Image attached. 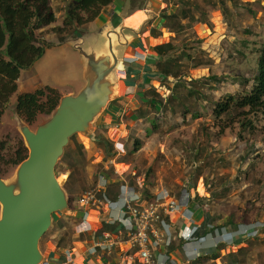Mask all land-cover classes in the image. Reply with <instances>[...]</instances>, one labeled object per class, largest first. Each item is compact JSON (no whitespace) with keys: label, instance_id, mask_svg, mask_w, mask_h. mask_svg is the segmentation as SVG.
<instances>
[{"label":"rangeland","instance_id":"rangeland-1","mask_svg":"<svg viewBox=\"0 0 264 264\" xmlns=\"http://www.w3.org/2000/svg\"><path fill=\"white\" fill-rule=\"evenodd\" d=\"M217 1L219 5H215V0H195L194 2L203 5L202 10L195 11L199 22L178 36L167 28L160 27L161 39L165 42L171 40L176 45L175 55L181 50L190 54L176 57L180 75H176L174 70L172 75L165 78V82L153 84V91H148L151 86L146 85L139 93L140 99L135 98L128 103L122 102L123 98L130 100L129 96L124 97L123 94L132 87L124 82V91L122 88L120 96L108 105L98 121L96 131L91 136L78 134L71 139L66 155L56 166L57 176L69 195L71 213L54 214L52 226L40 241L41 250L46 256L43 264H58L55 261L56 253L65 259L60 248L88 247L104 231L91 222L93 230L86 227L80 230L85 221L84 214L81 213H85V209L84 206L79 208L74 199L81 185L80 181L69 179L71 168L66 159L72 146H84L89 160L87 178H84L88 188L99 182L109 183L113 175L109 172L110 167L104 168L105 164L101 163V157L107 155L101 143L102 136L111 142L119 140L117 146L122 155L117 162L127 163L129 170L115 166L116 170L128 174L124 176L122 173L114 180L123 186L128 183L130 193L140 192L148 200L160 191H168L177 197L188 189L196 193L193 203L200 201V197L204 199L201 207L205 212L201 217L202 223L210 222L211 214L216 213L217 223L221 226L233 217L236 224L232 228L228 226L227 231L260 225L263 227L259 226L260 231L251 237L264 241V120L249 113H241L235 120H230L226 115L217 117L213 111L215 103L226 101L230 95L240 96L251 90L253 77L257 73L258 56L264 45V0ZM49 2L57 13V20L36 31L37 43L51 42L53 45L30 68L21 71L18 89L11 96L0 123V142L4 143L3 148L0 144V176L4 179H11L15 175L18 165L11 163V160L23 140L16 119L18 95L47 87L58 90L61 95L76 94L84 85L81 55L68 39L71 36H92L96 33L97 26L94 23H88V26L76 24L77 31L74 35L60 41L58 33H68L58 29L64 25L66 13L63 6L66 3L64 0ZM166 10L165 4H162L157 12L162 15L168 13ZM153 24L149 25L148 30L158 25ZM134 46L130 45V51ZM199 59L207 64L195 67L194 64ZM189 88L199 91L204 97L194 94L184 104L180 103V111H175V105L182 99L183 93L189 92ZM144 91L150 92L155 100L146 96L147 100L144 99ZM205 96L209 98L206 99ZM144 101L152 108L149 112L144 109ZM184 106L190 109L182 113ZM124 110L126 122L131 125L124 133L115 128L109 131L104 126L105 120L111 119L108 123H113V119L118 114L122 115ZM48 117L40 114L30 125L31 128L35 129ZM118 131L121 133L117 137ZM136 138L143 143L139 150L134 151ZM204 145L207 146V151L201 155V147ZM197 154L201 156L198 159ZM201 164L204 165L202 174H199L196 166ZM111 189L106 193L107 196L112 198L115 191V196H119L121 191ZM195 217L200 219V214L195 213ZM70 229L73 230V233H69L72 236L70 240L74 244L61 245V235ZM220 239L221 236H216L215 244H212L210 235L200 239L198 242L208 248V255L199 251L197 254H200L195 258L204 256L218 260L221 264H240L242 247L248 249L245 254L247 264H264V257H258L260 252L264 253V244L251 248L241 238L236 237L230 244L218 242ZM176 241L180 242L174 239L171 248L176 245ZM99 256V253L93 254L89 262H97ZM194 259L186 264H192ZM201 262L200 264H211L210 260Z\"/></svg>","mask_w":264,"mask_h":264},{"label":"water","instance_id":"water-1","mask_svg":"<svg viewBox=\"0 0 264 264\" xmlns=\"http://www.w3.org/2000/svg\"><path fill=\"white\" fill-rule=\"evenodd\" d=\"M141 31L115 14L92 36H71L68 41L83 62L81 90L62 95L52 115L35 129L16 114L28 155L11 179L0 176V264L44 263L40 241L54 214L71 213L56 166L71 139L78 134L91 136L108 105L120 96V65Z\"/></svg>","mask_w":264,"mask_h":264},{"label":"trees","instance_id":"trees-1","mask_svg":"<svg viewBox=\"0 0 264 264\" xmlns=\"http://www.w3.org/2000/svg\"><path fill=\"white\" fill-rule=\"evenodd\" d=\"M194 1L195 0H181V15L179 14L180 12H178L179 10L177 12L162 14L165 20L163 27L175 33V36H178L188 29V27H192L194 23L199 22V18L196 16L195 11L199 9L202 10L203 5ZM64 2L66 3L65 6H63L66 13L64 16V25L60 26L58 29L59 31L64 30L68 33L64 34L59 32L58 37L60 41H63L67 36L74 35L77 31L76 24L86 26L88 23L94 21L105 8L114 2V0H64ZM56 20L57 13L50 5L49 0H0V123L9 105L11 96L18 89V79L21 76V71L30 68L37 59L42 57L46 49L53 45L51 42L38 44L36 31L52 24ZM81 32L83 31L81 30ZM176 49L172 41L163 42L154 46V53L163 58L160 72L164 82L165 78L174 73V70L176 71V75H180L181 73V70L176 67V57L190 55L186 50H181L179 54L175 55ZM260 51L257 61V73L253 77L251 90L240 96L230 95L227 97L226 101L215 103L213 111L217 117L226 115L228 119L235 120V117H238L241 113H249L257 116L258 119L262 118L264 120V45ZM205 64L207 63L199 59L195 62L194 66L198 67ZM150 90L153 91L152 86L151 89H148V91ZM148 91H144V94L142 93L144 99L147 97L153 100ZM194 94H198L200 97L202 96L199 91L189 88V92L186 94L183 93L182 99L175 105V111H180V103L184 104L188 98L194 97ZM61 96L58 90L51 87L19 94L15 106L16 113L31 125L40 114L52 115L59 104ZM205 98L208 99L209 97L205 96ZM159 102L162 103V101ZM154 105H156V102ZM189 109L190 107L184 106L182 113H185ZM102 137L101 143L104 147V151L107 153V157L108 154L112 155L114 153V147L117 145L115 146L104 136ZM142 143V140L136 138L134 151L139 150ZM0 144L3 148L4 143L0 142ZM78 146L80 147L72 146V149L69 151V156L66 157V159H68L71 168L69 179L80 181L81 187L78 192L81 193L88 189V186L84 182V178H87L86 168L89 160L84 151V146ZM206 151L207 146H202L201 155ZM27 155L28 149L22 140L20 141L11 163L19 165ZM199 157H201L200 154H197L196 159ZM205 157L206 159L208 158L207 156ZM120 158L121 156L118 159ZM203 165L204 164L196 166L199 174H202ZM224 190L227 191L226 188H224ZM143 199L147 200L144 197ZM199 199L200 201L198 200L197 203L202 207L204 199H202V197ZM201 214H205V212ZM210 214H208L207 217H209ZM217 222L218 214H211L210 222L202 223V228L197 232L198 236H205L210 232L215 233L216 229L222 232L224 229H228V226L232 228L233 225L236 224L233 217L230 218L226 224H222V226L220 224L218 225ZM55 229L56 227H54V230ZM262 230L264 232V228ZM67 233L61 235V245L69 243L71 244L70 246H72L74 241L70 240L72 236H69V233H73V230L70 229ZM246 242L250 244L251 248L257 244H264L263 240H258L256 237H250ZM246 252H248V249L240 247V264L248 263V259H246L245 256ZM249 257L252 258V256ZM258 257H264V253L260 252ZM195 259L193 261L194 264H200L202 260H204L203 262L210 260L211 264H221L220 261L213 260L210 257L199 256Z\"/></svg>","mask_w":264,"mask_h":264},{"label":"built area","instance_id":"built-area-1","mask_svg":"<svg viewBox=\"0 0 264 264\" xmlns=\"http://www.w3.org/2000/svg\"><path fill=\"white\" fill-rule=\"evenodd\" d=\"M126 75L124 70L120 73V78L124 79ZM125 112L126 110L122 115L118 114L115 122L106 123L104 126L108 127L109 131L113 130L111 128H115L125 132L131 125L130 122H126ZM121 154V150L116 146L112 155L108 154L107 157L105 155L101 157L103 159L101 163L105 164L104 168L109 166V172L113 176L123 173L122 170L115 169L117 163L113 157L116 156L117 162V157ZM112 169L113 171H110ZM100 176L103 178L102 175ZM107 183L106 181L99 182L95 186L77 193L74 199V203L79 208L84 206L86 209L108 212L106 227L103 224L104 231L100 233L92 245L86 247L84 251L86 256L79 254L77 248H60L65 259L63 260L61 255L56 253L55 261L58 264H87L88 259L86 257L89 254L93 255L106 250L109 252V256L105 264H181L179 261H175L172 255L174 250L171 248L178 230L175 228L174 214L182 210L183 207L191 205L195 201V193L185 189L175 197L168 191H160L148 200L134 193L131 197L125 196L122 201L116 202L106 194L110 189L109 183ZM87 215L88 212L84 214V217ZM84 219L80 230L82 231L85 227L93 230L87 221V217ZM197 231V227H193L189 234L183 232L180 236L185 241L200 240L202 238L195 236ZM259 231V226L242 229L245 239ZM206 235H210L212 244H215L216 236H221V242L227 244L235 241L231 238L230 232L226 230L219 232L216 229L215 233L210 232Z\"/></svg>","mask_w":264,"mask_h":264},{"label":"crops","instance_id":"crops-1","mask_svg":"<svg viewBox=\"0 0 264 264\" xmlns=\"http://www.w3.org/2000/svg\"><path fill=\"white\" fill-rule=\"evenodd\" d=\"M162 4H165V8L167 9L166 10L167 12H177L178 10L182 11L181 0H114V2L110 6L105 8V10H103L101 14L94 21L89 23L90 25L94 23L97 26L96 32H98L105 24L108 23V21L112 18V16L116 14L120 19L125 20V23L127 25L132 26L134 28L142 29L140 33L136 34L133 37L130 45L134 44L135 46L133 47L132 51H130V45L128 46L125 53L126 60L124 63H121L120 65V73L125 70L127 74L126 78H124L125 81L123 79H120L121 89L123 88L124 91V87H123L124 82H128L129 84H131L130 87H132L131 90L128 89L126 93L123 94L124 97L129 96L130 100L123 98L122 102L128 103L134 101L135 97L138 96L139 93L142 91L141 89L142 88L144 89L146 85L148 86H152L153 84L156 85L164 80L160 72L163 58L157 55L156 53H154V46L165 42L163 41V39H161L162 37L160 35L161 34L160 27H163L165 20L163 19L161 12H157L162 8ZM172 8H175L176 10H173ZM181 13L182 12H180L179 14L181 15ZM155 22L158 25L154 26L153 29L151 28L152 30L151 29L148 30L150 24L154 23L153 25H156ZM115 119L116 117L113 119V122H115ZM110 120H105L104 123L106 124L110 122ZM120 133H121L120 131L116 133L117 137L119 136ZM120 138L121 137H119V139ZM118 141L119 140L117 139V141L112 143L116 146ZM113 157L115 163H118L116 162V156ZM118 158L119 157H117V159ZM115 178H119V177L113 176V179H111L109 182V188L110 189L116 188L117 190L121 191L119 194V196L121 195V197L115 196L117 191L113 192L112 199L116 200V202H118V200L122 201L125 196L131 197L134 193L137 196L141 195L140 192L130 193L128 190L130 189L128 187V183L125 186H123L122 183L121 184L118 182L115 183L114 180ZM122 192L124 193L121 194ZM84 209H85V213L88 212V215L85 217H87V219L90 220L89 223L91 222L92 224L95 225V227H99V229L103 228V224L106 227V218L109 217L108 212L104 210L103 211L93 210V209L89 210V208L88 210L86 208ZM201 209H204L201 208V205H199L198 203H192L189 206L183 207L182 210L176 213L177 215L174 214V220L176 222L175 228L178 229L175 239L180 240V242L176 241V245H174L173 247L174 251L172 252V255L175 258V261L177 262L179 261V263L181 264H186V262L191 261L200 253H205V255L208 254L206 251L208 248H204L203 245H201L198 242L199 240L196 241L188 240L184 242L182 240V237L180 236V234H183V232L185 234H189V232L193 227H197L198 230L202 228L203 224L201 217H203V214L201 213L204 212ZM197 212L200 214V219H197L195 217V213ZM85 213H81V215ZM91 223L90 226H92ZM196 235L198 236L197 233ZM175 246L177 247L180 246V247L177 248ZM85 248L86 246H84V248L81 249L77 248L78 249L77 252L79 254L85 255L84 254ZM199 251L201 252L197 254V252ZM98 253L100 254V256L97 258V262L95 263L89 262L90 256H92L91 254H89V256L86 257V259H88V262L90 264L106 263L109 256V252L105 250V251H100Z\"/></svg>","mask_w":264,"mask_h":264},{"label":"clouds","instance_id":"clouds-1","mask_svg":"<svg viewBox=\"0 0 264 264\" xmlns=\"http://www.w3.org/2000/svg\"><path fill=\"white\" fill-rule=\"evenodd\" d=\"M196 194V193H195ZM258 226H260V225H258ZM245 227H253V226H245ZM260 227H263V226H260ZM244 228V227H243ZM242 228V229H243ZM242 229H240L239 230V228H236V229H233V230H230V231H228V232H230V236H231V238L232 239H236V237L237 238H241L242 240H247V239H245L244 238V234L242 233ZM226 231L228 230V229H225ZM237 230V231H236ZM197 233V232H196ZM195 236L197 237V238H204L205 236H201V237H198L196 234H195ZM221 239H222V237H221ZM221 239L218 241V242H221ZM249 239V238H248ZM195 240V239H194ZM184 242H186V241H188V240H183ZM189 241H191V240H189ZM217 244V243H216Z\"/></svg>","mask_w":264,"mask_h":264},{"label":"bare ground","instance_id":"bare-ground-1","mask_svg":"<svg viewBox=\"0 0 264 264\" xmlns=\"http://www.w3.org/2000/svg\"><path fill=\"white\" fill-rule=\"evenodd\" d=\"M215 5H219L220 3H219V1H217V0H215ZM140 96L141 95H138L137 97H135V98H138V99H140ZM143 104H144V109L146 110V112H149L152 108L150 107V105L146 102V101H144L143 102ZM128 165H127V163H123V162H118L117 163V167L119 168V167H123V168H125L126 167V170H129V167H127ZM125 170V171H126ZM127 174H128V172H124L123 173V175L124 176H127ZM233 255V257H234V254H232Z\"/></svg>","mask_w":264,"mask_h":264}]
</instances>
